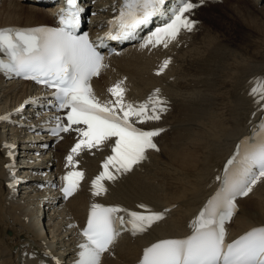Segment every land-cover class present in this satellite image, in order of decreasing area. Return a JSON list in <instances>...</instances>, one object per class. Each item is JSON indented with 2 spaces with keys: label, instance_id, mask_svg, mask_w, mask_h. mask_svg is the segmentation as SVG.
<instances>
[{
  "label": "bare ground",
  "instance_id": "1",
  "mask_svg": "<svg viewBox=\"0 0 264 264\" xmlns=\"http://www.w3.org/2000/svg\"><path fill=\"white\" fill-rule=\"evenodd\" d=\"M81 3L86 4V1L81 0ZM224 4L227 7L223 10L222 24H215L219 17L215 23L202 22L198 33L180 37L173 45L176 55L170 71L169 66L162 75H157L155 66L159 62L156 54L131 50L107 59V68L101 72L107 74L99 80V77L94 78L92 88L102 102L113 100L108 89L120 81H124L127 95L132 90L134 99L159 90L167 101V112L154 123L171 127L158 137V152L146 153V160L131 172L119 175L115 181H104L108 189L106 194L92 195L90 182L103 171V163L112 154L111 140L98 149H84L80 155L74 156L76 167L73 168L66 158L72 154L71 149L80 136L70 130L55 147L54 153L45 156L32 151L24 153L19 147L22 150L19 156L28 157L38 174L47 173L52 157L53 162L57 160L61 171L64 167L81 171L84 163L86 166L82 169L94 177L83 172L79 194L72 197L59 213L46 210L48 203L44 208L38 206L40 200L37 198L50 200L51 197L37 186L24 190L17 201H11L8 199V171L4 168L7 152L2 142L6 137L20 140L21 147L31 142L21 138L23 130L19 128L0 130V264H19L17 258L22 263L32 261L27 256L31 252L27 247L29 242L40 245V241H47L60 254L71 255V241L76 237L73 222H83L89 203L118 204L138 212L143 211L138 207L143 204L165 214L164 220L145 233L120 240L102 264H135L142 248L149 243L186 234L187 223L213 191L210 183L219 167L231 147L248 130L246 123L254 98L248 84L254 87V81L260 80L262 75L259 74L264 67V2L226 0ZM201 10L208 13L207 9ZM231 12L232 15L228 16ZM49 13L54 10L45 11L27 0H4L0 2V29L48 24L52 21ZM236 18L254 35L239 34ZM35 94L43 93L30 83L0 80V114L18 108L29 95ZM31 111L27 109L22 114L26 124L35 123ZM26 134H29V137L25 136L26 140L39 142L37 148L48 143L46 135ZM23 170L28 178L32 168L26 164ZM240 203V211L229 228L230 239L251 226L264 224V180ZM173 205L175 207L171 208ZM165 209L170 211L165 212ZM68 224L72 226L68 227Z\"/></svg>",
  "mask_w": 264,
  "mask_h": 264
},
{
  "label": "snow or ice",
  "instance_id": "2",
  "mask_svg": "<svg viewBox=\"0 0 264 264\" xmlns=\"http://www.w3.org/2000/svg\"><path fill=\"white\" fill-rule=\"evenodd\" d=\"M66 3L67 8L58 18L59 27L0 30V53L8 57L7 62L0 59V71L54 89L58 109L67 111L63 118H57L53 134L59 136L72 130L80 136L66 158L69 166L76 167L74 156L84 149H98L114 138L112 154L92 181V195L99 197L108 191L104 181H115L119 175L131 172L147 159L148 150L159 151L153 138L164 129L145 131L135 125L159 121L167 112V101L156 90L143 103L126 102V88L124 81H120L108 89L115 100L102 102L91 81L107 68L105 57L87 35H77L82 12L77 0ZM164 3L165 0H123L119 15L110 22L113 31L101 38L99 46H104L103 40L133 38L154 17L164 15ZM196 6L190 0H178L167 22L156 28L141 46L167 48L182 30L191 31L194 22L185 13ZM169 63L166 60L157 74ZM250 94L258 98L257 103L264 101V78L254 81ZM79 125L84 127H73ZM62 179V192L68 198L79 190L84 173L73 170ZM261 179H264V124L259 143L245 146L228 161L223 186L191 222V235L152 244L144 250L140 264H264V227L253 229L232 243L226 242L225 227L238 211L236 197L248 196ZM138 207L143 211L92 204L77 264H101L103 255L110 252L122 232L140 235L165 219L164 212H155L143 204Z\"/></svg>",
  "mask_w": 264,
  "mask_h": 264
},
{
  "label": "rangeland",
  "instance_id": "3",
  "mask_svg": "<svg viewBox=\"0 0 264 264\" xmlns=\"http://www.w3.org/2000/svg\"><path fill=\"white\" fill-rule=\"evenodd\" d=\"M215 11H216V13H220L221 11H220V9H215ZM228 16H230V15H232V12L231 13H229V14H227ZM236 20H237V26L239 27V29H238V33L239 34H252V35H254V33L250 30V29H247V27L246 26H244L243 24H241V22H238V18H236ZM223 20H221V24L223 23L222 22ZM211 27H213L212 25H211ZM211 27H210V29H211ZM246 27V28H245ZM220 27H218V29H219ZM248 30H250V32L251 33H249L248 32ZM236 34H234V36H235Z\"/></svg>",
  "mask_w": 264,
  "mask_h": 264
}]
</instances>
